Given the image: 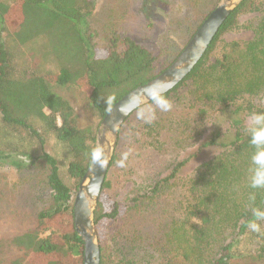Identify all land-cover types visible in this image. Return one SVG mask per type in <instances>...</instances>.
I'll return each instance as SVG.
<instances>
[{
    "label": "trees",
    "instance_id": "1",
    "mask_svg": "<svg viewBox=\"0 0 264 264\" xmlns=\"http://www.w3.org/2000/svg\"><path fill=\"white\" fill-rule=\"evenodd\" d=\"M167 5V0H142L141 4L146 17L166 10ZM94 8L95 0H0V30L19 44L46 38L62 62L57 72L22 67L0 37V122L21 141H34L40 149L36 156L20 151L27 159L11 158L8 163L22 168L42 160L50 195L48 207L36 214L34 229L15 236L12 242L49 264H67L76 257L83 264V241L73 225L71 186L61 177L57 159L43 147L50 134L61 144L68 153L67 175L75 185L95 153V130L80 125L74 107L54 88L80 86L102 118L124 94L167 68L183 48L170 41L148 48L127 35L111 37L109 45L98 47L88 32ZM247 15H252L247 20L252 37L220 49L222 35L236 29ZM199 23L188 26L182 45ZM183 88L191 93L190 107L197 105L196 115L204 117L211 110L212 125L219 121V113L229 114L202 143L205 147L218 144L224 150L203 161L190 180L186 199L189 231L174 225L149 246L164 256L160 264H253L264 256V184L254 186L257 173L264 170L253 162L257 148L250 142L246 119L264 113V108L245 96L264 94V0H241L192 70L146 105L166 102ZM222 130L231 133L230 141H218ZM3 155L0 160L9 156ZM105 184L104 180L102 187ZM125 215L123 205L100 192L93 216L96 230L102 225L117 226ZM106 227L99 235L100 264L107 263L102 240L109 232ZM134 263L132 257H125L124 244L120 246L116 264Z\"/></svg>",
    "mask_w": 264,
    "mask_h": 264
},
{
    "label": "rangeland",
    "instance_id": "2",
    "mask_svg": "<svg viewBox=\"0 0 264 264\" xmlns=\"http://www.w3.org/2000/svg\"><path fill=\"white\" fill-rule=\"evenodd\" d=\"M1 1L9 3L12 0ZM218 2L167 0L166 10L146 17L142 0H95L94 11L88 18L89 38L98 47L109 45L111 37L124 35L148 48H158L168 41L174 42L176 47H184L182 43L187 38L188 26L199 23L202 15ZM251 16H243L236 29L222 35L220 49L226 48L230 42L252 37V30L247 27ZM0 37L17 55L18 65L40 71H58L61 59L51 51L46 38L41 36L19 44L1 30ZM54 91L74 107L81 126L95 130L96 139L101 118L88 103L86 92L80 86H58ZM190 96L188 89H181L166 101L170 105L166 110L161 103L144 104L121 125L101 192L123 205L126 215L117 226L95 228L99 245V235L103 234L105 227L106 232L109 231L102 239L106 264H116L120 260V246L123 244L125 257H132L136 261L134 264H160L164 256L156 247L149 246V242L158 239L168 229L172 230L174 225L181 226L185 233L189 231L186 199L190 180L203 161L224 150L218 144L205 147L202 143L219 128V121L229 115L219 113V121L212 125L211 110L204 117L196 115L197 105L190 107ZM245 99L264 108L262 93L246 95ZM251 118L246 119L247 125H250ZM225 131L222 130L223 137L218 141L231 140V133ZM43 149L57 159L61 177L71 186L73 204L80 180L75 185L67 175L68 153L51 134ZM39 150L34 141H21L0 122V154L9 155H3L7 157L0 160V264H49L12 242L15 236L34 229L36 214L48 207L50 195L46 185L47 167L42 160H36L34 164L25 162L28 166L22 168L8 162L11 158L26 160L20 151L36 156ZM57 224L62 226V223ZM159 227L161 231L154 233ZM80 262L76 257L67 264ZM253 264H264V256Z\"/></svg>",
    "mask_w": 264,
    "mask_h": 264
},
{
    "label": "water",
    "instance_id": "3",
    "mask_svg": "<svg viewBox=\"0 0 264 264\" xmlns=\"http://www.w3.org/2000/svg\"><path fill=\"white\" fill-rule=\"evenodd\" d=\"M241 0H219L188 39L180 53L161 73L119 98L101 118L95 153L80 179L73 199V225L83 241V264H100V247L94 227V209L111 161L118 132L140 106L165 94L197 64L231 10Z\"/></svg>",
    "mask_w": 264,
    "mask_h": 264
},
{
    "label": "clouds",
    "instance_id": "4",
    "mask_svg": "<svg viewBox=\"0 0 264 264\" xmlns=\"http://www.w3.org/2000/svg\"><path fill=\"white\" fill-rule=\"evenodd\" d=\"M161 107L165 110L170 107L167 102H162ZM250 142L257 148V151L253 155V162L259 169L264 170V113H256L251 118L249 126ZM258 179L254 181V186L264 184V173H257ZM253 230L257 229L255 224L251 225Z\"/></svg>",
    "mask_w": 264,
    "mask_h": 264
}]
</instances>
